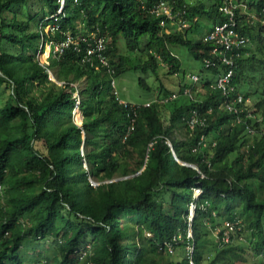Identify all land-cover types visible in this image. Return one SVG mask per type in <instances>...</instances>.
Wrapping results in <instances>:
<instances>
[{
    "label": "trees",
    "instance_id": "obj_1",
    "mask_svg": "<svg viewBox=\"0 0 264 264\" xmlns=\"http://www.w3.org/2000/svg\"><path fill=\"white\" fill-rule=\"evenodd\" d=\"M161 1L173 19L151 13ZM238 1L248 12L237 10L238 21L254 46L238 59L233 84L247 65L264 75V24L247 22L250 12L262 13L264 0ZM223 5L0 0V264L42 258L43 264H233L246 246L264 254V92L253 113L243 107L238 114L208 115L207 127L194 135H174L192 111L207 118V109L218 105L208 78L202 88L182 84L179 76L186 72L178 53L186 49L204 61L210 45L196 38L198 19L215 21L207 34L226 19ZM181 21L191 22L190 29H180ZM68 37L78 48L71 45L61 57L53 48L49 63L41 65L42 49ZM101 37L111 73L97 56L86 59ZM132 72L141 89L152 93L159 86L158 102L120 103L117 80ZM161 74L179 85L165 88ZM81 80L78 108L85 119L79 127L71 121L78 102L72 85ZM202 135L206 147L198 146ZM246 234L250 238L241 239ZM170 248L182 249L183 258H172Z\"/></svg>",
    "mask_w": 264,
    "mask_h": 264
},
{
    "label": "rangeland",
    "instance_id": "obj_2",
    "mask_svg": "<svg viewBox=\"0 0 264 264\" xmlns=\"http://www.w3.org/2000/svg\"><path fill=\"white\" fill-rule=\"evenodd\" d=\"M201 1V0H200ZM212 5V2H208L206 1V6L208 9H210ZM239 7H242V5H238ZM243 11H246V8L243 7L242 9ZM248 13V12H247ZM252 19H254V23H257V16L258 14L256 12H250ZM249 14V15H250ZM219 22V21H217ZM215 23V21L210 20V19H203V18H199L198 19V23H197V32H196V38L197 39H202L203 36L205 35L206 31ZM264 23V22H263ZM191 22H190V26L186 27H182L180 26V29H182L183 31L186 29H190L191 27ZM83 27V25H82ZM51 27L47 26L46 27V31H50ZM189 36L193 37L194 33L191 32L190 30L188 31ZM119 47L123 48V44L121 42L118 43ZM50 46L51 45H46L43 49L42 52L39 53L38 55V60L40 62L41 65L46 66L49 63V57L51 55L50 51ZM254 46V44H253ZM180 53H178L179 56H181V61H182V68L183 70H185V75H183L182 73L180 74L179 78L182 79V84H184V86L188 85L189 87H195V85L193 84V82L191 81V79L189 78V76L191 75H199L202 77V81L204 83L210 84H216L217 82V77L219 75H223L225 73V68H219L218 71H213V70H205L204 69V63L203 61H198L196 59H194L192 57V55L185 49H180L179 50ZM125 54H128V52H123ZM138 59V57H137ZM238 59H236L237 61ZM237 68H236V74L237 76L238 74V69H239V61H237ZM204 71V72H203ZM161 82L164 85L165 88L169 89L171 91V89H175L174 86H176L178 83L176 82L175 79H173L170 76H166V74H161ZM204 77H203V76ZM208 78V80H207ZM50 79H54V75L52 73H50ZM55 80V79H54ZM207 80V82L205 81ZM152 81V80H149ZM84 80H81L80 82H78L77 86L72 85V87H77L78 90H75L73 92V96L74 97H78V102L76 105V109L74 110L72 117H71V121L76 124L79 127H82L83 122L85 117L82 115L81 111L79 110L78 106L80 105V101L82 100V94H81V90L82 88H84ZM237 82V81H236ZM179 85V84H178ZM202 82L198 83L196 86L198 88H202ZM234 85L236 87V93L237 95H241L243 97V102L241 104H239L241 107L246 106V108L249 110L250 113H253L256 111V109H254L253 106L256 105L257 102V98H259V95L261 94V92H264V75H261V71L255 68H250V66L248 67V65L246 66L245 70H244V76L243 79L240 82L235 83ZM71 87V88H72ZM117 90L121 96V98L123 100V102L127 103H139V104H144L148 101L154 100V101H159L160 98H157L159 95L162 96L161 91L159 89V86H155L154 90L152 93H149L143 89H141L139 87L138 84V75L135 72H132L129 75H124L122 76L119 80H117ZM8 92L6 91L5 96H3L2 101L5 102L7 100V96H8ZM215 93V92H213ZM216 94V99L218 104H222L224 98H222L220 96V93H215ZM194 96V95H193ZM252 99V104L251 103H247V99L250 98ZM163 101V100H160ZM171 117V115H169V112H166V123L168 122V125H171L170 119H168V117ZM186 131H188L190 133V135H194L195 131H192L190 129H188L187 127L183 126L179 129L174 130V135L175 137L184 140L185 138V134ZM259 133L261 135H264V128H262ZM171 145V143H170ZM176 158L178 159L177 155ZM179 162V161H178ZM180 163L182 165H187L186 163H184L183 161H180ZM188 166V165H187ZM189 166H192L189 164ZM195 169V167H194ZM91 181L93 182L94 185H97V181L91 178ZM201 189H197L194 192L195 197H199L201 195ZM195 211V205H190L189 207V221L194 217L193 212ZM193 214V215H192ZM222 228H219L216 230L215 234H218L221 231ZM212 232L209 231V234H211ZM188 235L191 237L192 233L189 229V233ZM244 237L246 239H249L250 236L249 235H245L242 236L241 239L244 240ZM229 240L226 238V242H228ZM49 247H51V244H49ZM52 249V248H51ZM171 252L173 253L172 258L174 259H181L183 258V250L182 249H178V250H174L173 248H170ZM254 247L253 246H246L245 250H244V254H243V259L242 260H236L233 264H264V254L261 255H255L254 254ZM50 253L53 254L52 251H50ZM46 256V255H44ZM29 257H31V259L33 257H35L34 254H30ZM45 258H42L40 262H35L34 264H43V260ZM29 264V263H27ZM227 264H230L229 262H227Z\"/></svg>",
    "mask_w": 264,
    "mask_h": 264
},
{
    "label": "built area",
    "instance_id": "obj_3",
    "mask_svg": "<svg viewBox=\"0 0 264 264\" xmlns=\"http://www.w3.org/2000/svg\"><path fill=\"white\" fill-rule=\"evenodd\" d=\"M238 5L240 4L235 3L234 0H224V5L220 7V12L226 17V20L222 23L215 24L212 30L204 36V42L207 44H211L209 57L204 61V68L206 70L213 71H218L219 68H225V73L223 75H219L217 77L216 84H210L209 89L220 93L224 100L222 104L211 106L207 109L205 113L207 115V118H204L199 111H192L191 116L188 117V121L186 124V127L192 131H196V129L199 127H207L208 115L219 114L221 112L236 114L242 112L243 107H241L239 104L243 102V97L241 95H237L236 87L232 82L235 74L234 70L236 67L235 60L241 55V50L247 47L249 38L240 29V23L238 22V17L236 14V10L240 8ZM62 8L63 1L62 7L59 10L58 14H61ZM151 13L159 17H167L168 19L174 18L171 7L167 5L165 1H161L159 5L155 6L151 10ZM181 22L182 26H187L186 22ZM161 24L162 26H165V21H162ZM94 41V46L88 48L87 50L86 59L88 60V62H90L91 57L95 55L97 56V59L99 60L101 65L109 69V61L104 55V52L107 48L106 40L101 37L96 38ZM71 45H75V49L78 48V43H75L71 37H68L62 43L55 45L54 47L50 46V53L54 48V54L61 57L64 54V51ZM109 72L111 73L110 69ZM190 78L193 84L200 83L201 77L199 75H191ZM184 94L190 99L193 98V93L188 88L184 90ZM171 98L176 99L177 95L174 94ZM246 101L248 102V99ZM120 103L125 107L127 106V103L123 101H121ZM244 109L246 111L245 106ZM248 131H250L251 133L252 129L248 127ZM206 139L207 138L205 137V135H202L200 137V140L198 141V146L206 147ZM168 144L169 146H171L170 143ZM192 167H195L201 177H205V175L197 166Z\"/></svg>",
    "mask_w": 264,
    "mask_h": 264
},
{
    "label": "clouds",
    "instance_id": "obj_4",
    "mask_svg": "<svg viewBox=\"0 0 264 264\" xmlns=\"http://www.w3.org/2000/svg\"><path fill=\"white\" fill-rule=\"evenodd\" d=\"M234 2L235 3H239L240 4V6L242 5V7H240V8H238L237 10H239V9H243V7H245L246 8V12H247V7L245 6V5H243L241 2H239L238 0H234ZM219 10H220V8H219ZM236 10V11H237ZM223 15V14H222ZM225 17V16H224ZM226 20V19H225ZM224 20V21H225ZM256 20H257V22H264V9H263V11H262V13H258V16H257V18H256ZM253 21V22H252ZM223 22V21H222ZM222 22H219V23H222ZM239 23H240V21H238ZM247 22H250L251 24H254V19H252V17H251V14L249 15V17L247 18ZM264 24V23H263ZM242 25L240 24V29H241V31L243 32V30H242ZM244 34H246V32L244 33ZM206 35V34H205ZM204 35V36H205ZM247 36V35H246ZM248 38H249V43H248V45H247V47H245L244 49H242L241 50V55L239 56V58H237V59H241L243 56H244V54H249L248 52H247V49L248 48H250L251 46H252V40H251V38L248 36ZM203 42H204V37H203ZM205 43V42H204ZM205 44H207V43H205ZM210 46V49H211V44H209ZM210 49L208 50V55H207V57L206 58H208L209 57V51H210ZM246 56V55H245ZM205 58V59H206ZM205 59H204V61H205ZM204 61H203V63H204ZM238 61V60H237ZM237 61L235 60V62H236V67H235V70H234V72H235V74H236V68H237V66H238V64H237ZM205 69V68H204ZM206 70V69H205ZM204 72V71H203ZM235 74H234V76H235ZM203 76V75H202ZM201 77V76H200ZM204 77V76H203ZM201 80H202V77H201ZM201 80H200V82H201ZM235 86V85H234ZM215 92V91H214ZM215 93H218V92H215ZM247 103H251L252 104V99H251V97L250 98H248V102ZM245 108H246V106H245ZM246 112L247 113H250L249 112V110L246 108ZM255 118H253V120H254ZM256 122H259V121H256ZM251 129V128H250ZM254 132H256L254 129H252V134L254 133ZM172 146V145H171ZM189 166V165H188ZM192 166H194V165H192ZM191 166V167H192ZM194 168V167H193ZM197 190V189H196ZM202 192V191H201Z\"/></svg>",
    "mask_w": 264,
    "mask_h": 264
},
{
    "label": "water",
    "instance_id": "obj_5",
    "mask_svg": "<svg viewBox=\"0 0 264 264\" xmlns=\"http://www.w3.org/2000/svg\"><path fill=\"white\" fill-rule=\"evenodd\" d=\"M193 214H195V211L193 212ZM193 214H192V215H193Z\"/></svg>",
    "mask_w": 264,
    "mask_h": 264
}]
</instances>
